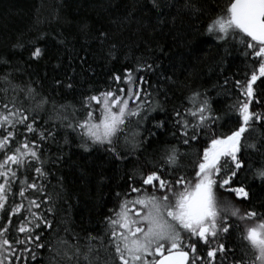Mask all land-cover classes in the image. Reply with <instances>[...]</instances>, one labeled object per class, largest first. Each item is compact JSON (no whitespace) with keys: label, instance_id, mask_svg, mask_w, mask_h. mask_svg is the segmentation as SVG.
Returning a JSON list of instances; mask_svg holds the SVG:
<instances>
[{"label":"snow or ice","instance_id":"1","mask_svg":"<svg viewBox=\"0 0 264 264\" xmlns=\"http://www.w3.org/2000/svg\"><path fill=\"white\" fill-rule=\"evenodd\" d=\"M149 2L158 13V25L174 24L181 15H203V0ZM171 8L176 9L174 15L164 12ZM205 31L226 54L239 44L243 55L258 65L244 82L234 81L244 100L232 106L238 109V123L226 135L217 131L221 117L207 91H193L187 97L191 106L165 107L169 89L146 79L158 67L154 56L137 58L123 78L114 73L108 88L83 96L79 107L38 91L39 80L17 83L19 69L0 57V65L12 69L0 73V264H29L41 250H47L48 264H264V222L241 234L248 247L226 246L241 228L232 217L264 221V212H241L227 199L231 195L250 203L248 188L239 179L242 173L252 170L253 177L264 182V133H258L264 128V111H255L253 105L255 101V107L264 109V0H231L225 14L209 18ZM113 38L104 31L97 37L101 44ZM12 47L22 49L24 44L18 40ZM107 48L108 59L114 60L121 45L112 42ZM43 55L44 49L35 46L29 58ZM80 63L83 67L86 61L81 58ZM137 73L144 75L137 78ZM163 79L171 82V77ZM55 84L73 90L71 82ZM228 84L226 77L223 85ZM157 112L165 118L157 120ZM166 130L176 143H159L157 133ZM253 133L260 136L259 146L250 142ZM69 134L86 152L103 148L121 162L129 157L138 161L143 155L146 165L128 174L127 191L116 193L119 210L105 217L104 234L89 233L84 243L69 227V216L57 219L71 205L63 177L55 171L63 156L50 149L60 151L58 136L68 145ZM154 141L158 155L153 159L147 147ZM249 149L261 157V167L253 170ZM191 156L195 159L190 165L182 163Z\"/></svg>","mask_w":264,"mask_h":264},{"label":"trees","instance_id":"2","mask_svg":"<svg viewBox=\"0 0 264 264\" xmlns=\"http://www.w3.org/2000/svg\"><path fill=\"white\" fill-rule=\"evenodd\" d=\"M230 3L231 0H203V15L199 18L181 15L174 24L158 25V13L149 0H0V57L19 69L14 75L17 83L39 80L41 87L38 91L44 95L51 93L58 103L70 101L79 107L83 96L108 88L114 73L121 74L123 78L125 69L136 66L137 58L154 56L158 67L154 65L155 72L148 73L146 79L153 86L169 89L170 99L165 107L171 110L181 103L191 106L187 97L193 91H207L216 114L221 117L217 131L226 135L235 130L238 123V109L232 106L244 100L241 89L234 86V81L244 82L246 77H250L253 67L258 68L251 58L243 55L241 45L229 48L226 54L223 48L217 47L218 41L205 31L209 18L225 14ZM164 12L174 15L176 9H164ZM101 31L114 34L113 40L101 44L97 39ZM41 33L45 34L44 39H37ZM18 40L24 44L22 49L12 47ZM59 40L64 43H58ZM144 41H147L148 47ZM29 42H34V45ZM112 42L121 45V50L116 59L109 60L107 45ZM35 46L44 49V55L39 60L29 58ZM81 58L86 61L83 67ZM222 59L224 63L220 64ZM11 70L0 65V73ZM140 75L144 73H137V78ZM163 77H171V82L165 83ZM226 77L229 84L224 86ZM56 80L71 82L73 90L57 86ZM111 86L117 87L115 84ZM253 105L255 111H264L255 107V101ZM77 115L83 118L82 113ZM154 115L157 120L165 118L164 113ZM258 133H264V128H259ZM258 133L252 134L250 142H257L259 146ZM157 137L161 145L166 141L176 143L167 130L157 133ZM68 139L70 143L64 145L63 139L58 136L60 151L55 146L50 149L52 154L63 156L55 171L57 176L63 177L71 205L57 219L69 216V227L80 235L81 243H84L83 237L89 233L94 236L104 234L105 217L111 215L112 210H119L116 193L128 190V174L136 169L144 170L145 158L140 155L138 161L129 157L121 162L103 148L96 147L86 152L78 146L79 139L70 134ZM198 147L194 146L192 151ZM155 148V141L147 147V154H151L153 159L158 155V152H153ZM248 154L253 170L261 167V157L253 149H249ZM194 159L195 156H191L182 163L190 165ZM239 179L248 188L250 203L231 195L227 199L241 212L252 209L264 212V182L254 178L252 170L242 173ZM53 183L56 181L53 180ZM148 191L151 192V188ZM221 198H224L223 194ZM231 221L241 225L240 230L234 231L226 241V246L231 248L248 247V242L241 240V234L247 228L264 222L259 217L243 222L238 217H232ZM69 239L74 240L71 236ZM29 264H48L47 250L38 252L37 259L29 260Z\"/></svg>","mask_w":264,"mask_h":264},{"label":"rangeland","instance_id":"3","mask_svg":"<svg viewBox=\"0 0 264 264\" xmlns=\"http://www.w3.org/2000/svg\"><path fill=\"white\" fill-rule=\"evenodd\" d=\"M250 228V227H249Z\"/></svg>","mask_w":264,"mask_h":264}]
</instances>
